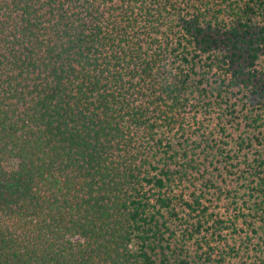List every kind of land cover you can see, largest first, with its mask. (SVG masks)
Listing matches in <instances>:
<instances>
[{
    "label": "trees",
    "instance_id": "obj_1",
    "mask_svg": "<svg viewBox=\"0 0 264 264\" xmlns=\"http://www.w3.org/2000/svg\"><path fill=\"white\" fill-rule=\"evenodd\" d=\"M0 264H264V0H0Z\"/></svg>",
    "mask_w": 264,
    "mask_h": 264
}]
</instances>
